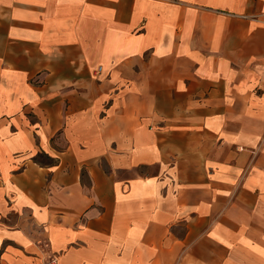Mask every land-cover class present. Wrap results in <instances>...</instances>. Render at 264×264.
<instances>
[{
  "label": "crops",
  "instance_id": "crops-1",
  "mask_svg": "<svg viewBox=\"0 0 264 264\" xmlns=\"http://www.w3.org/2000/svg\"><path fill=\"white\" fill-rule=\"evenodd\" d=\"M0 264H264V0H0Z\"/></svg>",
  "mask_w": 264,
  "mask_h": 264
}]
</instances>
